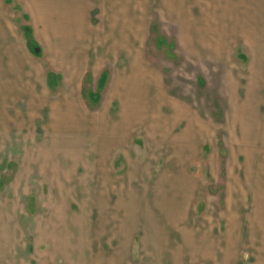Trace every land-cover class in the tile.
I'll return each instance as SVG.
<instances>
[{
    "label": "rangeland",
    "instance_id": "374dc122",
    "mask_svg": "<svg viewBox=\"0 0 264 264\" xmlns=\"http://www.w3.org/2000/svg\"><path fill=\"white\" fill-rule=\"evenodd\" d=\"M120 1L0 0V264L218 261L191 263L195 236L264 264L247 217L264 143L225 126L229 72ZM231 55L244 71L247 49Z\"/></svg>",
    "mask_w": 264,
    "mask_h": 264
},
{
    "label": "crops",
    "instance_id": "0c3cea01",
    "mask_svg": "<svg viewBox=\"0 0 264 264\" xmlns=\"http://www.w3.org/2000/svg\"><path fill=\"white\" fill-rule=\"evenodd\" d=\"M119 4L115 6L119 8L117 14L127 15L132 5L128 0H121ZM150 14L163 16L175 26L178 46L189 62L201 65L217 61L224 65L229 74L220 89L226 95L231 112L225 126L239 127L237 141L242 146L264 143V0H140L141 22H145ZM237 47L248 51L244 71L236 67L232 59V50ZM79 76L66 74V79L76 80ZM197 79L202 84V78L198 76ZM240 89L245 93L242 98ZM193 118L198 123L202 120L199 114ZM259 186L256 184L248 190L252 196V209L247 216L250 223L248 238L259 239L257 248L263 252L264 184ZM233 227L231 232L235 234ZM188 238L183 248L190 256L196 255L193 261L191 257V263L207 262L211 254L220 253V259L213 264H235L236 246L232 241L219 248L211 246L210 241L208 246H203V238L199 236Z\"/></svg>",
    "mask_w": 264,
    "mask_h": 264
},
{
    "label": "trees",
    "instance_id": "16d2710c",
    "mask_svg": "<svg viewBox=\"0 0 264 264\" xmlns=\"http://www.w3.org/2000/svg\"><path fill=\"white\" fill-rule=\"evenodd\" d=\"M34 47V44H29L28 45V50L31 52V53H33V47Z\"/></svg>",
    "mask_w": 264,
    "mask_h": 264
}]
</instances>
